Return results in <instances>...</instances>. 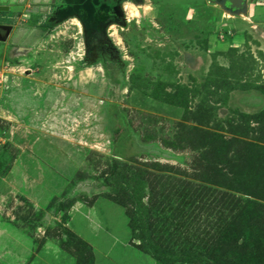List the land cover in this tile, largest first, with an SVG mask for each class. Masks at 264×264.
<instances>
[{"label":"rangeland","instance_id":"1","mask_svg":"<svg viewBox=\"0 0 264 264\" xmlns=\"http://www.w3.org/2000/svg\"><path fill=\"white\" fill-rule=\"evenodd\" d=\"M0 264H264V0H0Z\"/></svg>","mask_w":264,"mask_h":264},{"label":"trees","instance_id":"2","mask_svg":"<svg viewBox=\"0 0 264 264\" xmlns=\"http://www.w3.org/2000/svg\"><path fill=\"white\" fill-rule=\"evenodd\" d=\"M60 1L62 2V4L66 5L67 8L71 7V9H72V8L75 7V4L80 3V2H82L84 0H60Z\"/></svg>","mask_w":264,"mask_h":264},{"label":"flooded vegetation","instance_id":"3","mask_svg":"<svg viewBox=\"0 0 264 264\" xmlns=\"http://www.w3.org/2000/svg\"><path fill=\"white\" fill-rule=\"evenodd\" d=\"M37 7H38V6H37ZM37 7H35V10H36ZM38 9H39V8H38Z\"/></svg>","mask_w":264,"mask_h":264}]
</instances>
